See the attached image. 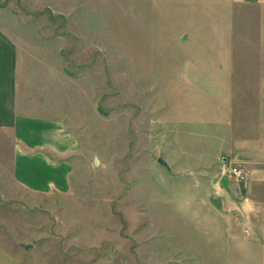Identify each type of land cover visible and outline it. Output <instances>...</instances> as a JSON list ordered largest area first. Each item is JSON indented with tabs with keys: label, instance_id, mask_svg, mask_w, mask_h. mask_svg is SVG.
I'll return each mask as SVG.
<instances>
[{
	"label": "rangeland",
	"instance_id": "374dc122",
	"mask_svg": "<svg viewBox=\"0 0 264 264\" xmlns=\"http://www.w3.org/2000/svg\"><path fill=\"white\" fill-rule=\"evenodd\" d=\"M231 1L0 0L64 37L67 103L90 153L59 196L0 178L1 264H201V185L215 164L224 174L209 144L216 94L222 79L235 84L234 67L217 64ZM11 156L0 140V163Z\"/></svg>",
	"mask_w": 264,
	"mask_h": 264
},
{
	"label": "crops",
	"instance_id": "0c3cea01",
	"mask_svg": "<svg viewBox=\"0 0 264 264\" xmlns=\"http://www.w3.org/2000/svg\"><path fill=\"white\" fill-rule=\"evenodd\" d=\"M231 6L233 39L217 64L234 67L235 84L218 85L222 111L209 144L212 160L243 162L249 179L238 183L215 164L202 183L200 258L201 264H264V0ZM49 29L13 3L0 7V140H12V162L0 163V178L32 196L71 191L75 170L90 157L76 129L80 112L67 103L75 95L66 94L65 84L75 80L64 70V37Z\"/></svg>",
	"mask_w": 264,
	"mask_h": 264
},
{
	"label": "built area",
	"instance_id": "2783aa9c",
	"mask_svg": "<svg viewBox=\"0 0 264 264\" xmlns=\"http://www.w3.org/2000/svg\"><path fill=\"white\" fill-rule=\"evenodd\" d=\"M223 172L225 175L231 176L238 183H246L249 179V174L246 167L239 163H224Z\"/></svg>",
	"mask_w": 264,
	"mask_h": 264
},
{
	"label": "water",
	"instance_id": "95a60500",
	"mask_svg": "<svg viewBox=\"0 0 264 264\" xmlns=\"http://www.w3.org/2000/svg\"><path fill=\"white\" fill-rule=\"evenodd\" d=\"M156 162H157L159 165H161L162 167H164L169 173L171 172V170H170V166L168 165V163H167V162H166L161 156H159V157L157 158ZM93 166H94V167H97V166H98V161H97L96 156H94V158H93ZM22 247L26 249V248H28V247H30V246L27 245V244H22Z\"/></svg>",
	"mask_w": 264,
	"mask_h": 264
}]
</instances>
